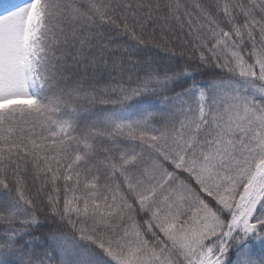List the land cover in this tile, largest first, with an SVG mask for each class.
<instances>
[{
  "label": "snow or ice",
  "instance_id": "obj_1",
  "mask_svg": "<svg viewBox=\"0 0 264 264\" xmlns=\"http://www.w3.org/2000/svg\"><path fill=\"white\" fill-rule=\"evenodd\" d=\"M0 264H264V0H0Z\"/></svg>",
  "mask_w": 264,
  "mask_h": 264
},
{
  "label": "trees",
  "instance_id": "obj_2",
  "mask_svg": "<svg viewBox=\"0 0 264 264\" xmlns=\"http://www.w3.org/2000/svg\"><path fill=\"white\" fill-rule=\"evenodd\" d=\"M3 2L6 4V3H9V2H12V0H3Z\"/></svg>",
  "mask_w": 264,
  "mask_h": 264
},
{
  "label": "rangeland",
  "instance_id": "obj_3",
  "mask_svg": "<svg viewBox=\"0 0 264 264\" xmlns=\"http://www.w3.org/2000/svg\"><path fill=\"white\" fill-rule=\"evenodd\" d=\"M13 2H18V0H14Z\"/></svg>",
  "mask_w": 264,
  "mask_h": 264
}]
</instances>
